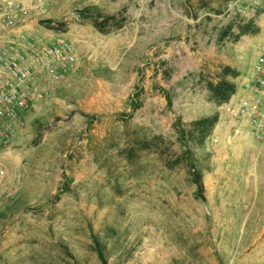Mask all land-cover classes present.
I'll use <instances>...</instances> for the list:
<instances>
[{"label": "rangeland", "instance_id": "rangeland-1", "mask_svg": "<svg viewBox=\"0 0 264 264\" xmlns=\"http://www.w3.org/2000/svg\"><path fill=\"white\" fill-rule=\"evenodd\" d=\"M40 1L35 32L72 39L78 66L24 113L0 155V264H100L92 235L107 264H264V140L234 136L204 86L223 66L240 86L264 42L262 11L219 0ZM92 6L115 17L105 33L81 13ZM250 21L257 32L238 36ZM213 113L193 149L199 188L175 122Z\"/></svg>", "mask_w": 264, "mask_h": 264}, {"label": "built area", "instance_id": "built-area-1", "mask_svg": "<svg viewBox=\"0 0 264 264\" xmlns=\"http://www.w3.org/2000/svg\"><path fill=\"white\" fill-rule=\"evenodd\" d=\"M251 6L262 11L264 0H235L238 11ZM41 1L0 0V155L13 144L24 113L49 91L62 85L78 66L75 42L65 36L49 38L35 32L34 15ZM248 75L223 104L222 122L234 136L264 140V42ZM6 174L0 165V179Z\"/></svg>", "mask_w": 264, "mask_h": 264}, {"label": "trees", "instance_id": "trees-1", "mask_svg": "<svg viewBox=\"0 0 264 264\" xmlns=\"http://www.w3.org/2000/svg\"><path fill=\"white\" fill-rule=\"evenodd\" d=\"M224 3H231L235 0H219ZM81 13L84 16L92 17L95 28L100 33H105L101 26L105 25L109 20H114L113 15H108L102 9L92 6L84 8ZM51 21H47L50 23ZM251 22L244 23L238 27V36L255 34L257 29L251 27ZM238 72L228 66H223L211 80L205 81V89L208 93L209 100L216 106H220L230 99L236 90L235 84L231 81L238 76ZM169 100V99H168ZM218 122V114L213 113L203 115L191 121L186 127L179 125V121L175 122V130L177 132L178 142L183 150V158L186 164L187 172L191 176V180L200 188L202 186V174L198 168L193 156V149L201 148L205 140L210 136L214 127ZM152 143L150 141H141L139 148L150 151ZM58 198V196H56ZM92 249L96 254L100 264H107L106 246L102 244L95 235L91 236Z\"/></svg>", "mask_w": 264, "mask_h": 264}]
</instances>
